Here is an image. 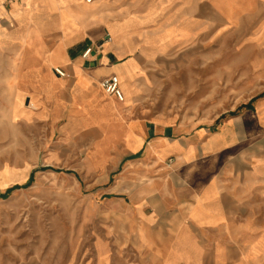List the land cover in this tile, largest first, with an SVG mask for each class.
<instances>
[{
	"label": "crops",
	"instance_id": "obj_1",
	"mask_svg": "<svg viewBox=\"0 0 264 264\" xmlns=\"http://www.w3.org/2000/svg\"><path fill=\"white\" fill-rule=\"evenodd\" d=\"M226 6L0 0V23L16 27L0 25V43L25 42L16 97L29 108L22 111L66 137L83 131L104 137L94 145L105 151L94 161L105 175L101 214L107 240L111 233L119 241L111 246L134 248L130 264H264V93L202 123L150 119L140 101L147 57L224 34L232 26ZM213 20L218 25L210 31ZM259 71L264 75V66ZM114 75L123 101L103 87ZM107 245L104 252L95 245L99 255L108 254Z\"/></svg>",
	"mask_w": 264,
	"mask_h": 264
},
{
	"label": "rangeland",
	"instance_id": "obj_2",
	"mask_svg": "<svg viewBox=\"0 0 264 264\" xmlns=\"http://www.w3.org/2000/svg\"><path fill=\"white\" fill-rule=\"evenodd\" d=\"M225 1L232 26L224 34L147 57L140 101L148 118L211 122L264 93V8L256 9L255 0ZM24 45L21 38L0 43V264H130L134 248L111 246L117 240L111 233L107 240L101 214L105 175L94 161L105 151L94 145L104 137L90 131L66 137L22 111L29 108L16 97ZM106 242L108 254L99 255L95 245L104 252Z\"/></svg>",
	"mask_w": 264,
	"mask_h": 264
},
{
	"label": "built area",
	"instance_id": "obj_3",
	"mask_svg": "<svg viewBox=\"0 0 264 264\" xmlns=\"http://www.w3.org/2000/svg\"><path fill=\"white\" fill-rule=\"evenodd\" d=\"M87 2H92L93 0H86ZM91 52V48L87 49L85 52V56H88L89 53ZM54 72L61 77H67L68 74L66 71H64L60 67H55ZM103 87L105 91L109 94H112L117 97L118 100L123 101L124 100V93L122 89L120 88V80L117 75H114L103 82Z\"/></svg>",
	"mask_w": 264,
	"mask_h": 264
},
{
	"label": "trees",
	"instance_id": "obj_4",
	"mask_svg": "<svg viewBox=\"0 0 264 264\" xmlns=\"http://www.w3.org/2000/svg\"><path fill=\"white\" fill-rule=\"evenodd\" d=\"M34 172H35V171L32 172V176H31V179L29 180V182L32 180L33 175H34ZM10 191H11V189H9L6 193H9Z\"/></svg>",
	"mask_w": 264,
	"mask_h": 264
},
{
	"label": "bare ground",
	"instance_id": "obj_5",
	"mask_svg": "<svg viewBox=\"0 0 264 264\" xmlns=\"http://www.w3.org/2000/svg\"><path fill=\"white\" fill-rule=\"evenodd\" d=\"M124 91H125V89H124ZM124 94H125V92H123ZM124 98H125V95H124Z\"/></svg>",
	"mask_w": 264,
	"mask_h": 264
}]
</instances>
